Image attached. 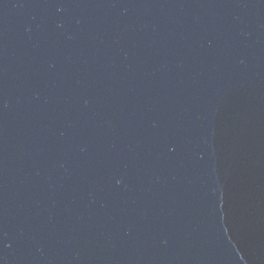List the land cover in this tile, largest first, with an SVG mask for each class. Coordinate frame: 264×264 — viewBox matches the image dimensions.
Wrapping results in <instances>:
<instances>
[{"label":"water","instance_id":"95a60500","mask_svg":"<svg viewBox=\"0 0 264 264\" xmlns=\"http://www.w3.org/2000/svg\"><path fill=\"white\" fill-rule=\"evenodd\" d=\"M0 264H264V0H0Z\"/></svg>","mask_w":264,"mask_h":264}]
</instances>
